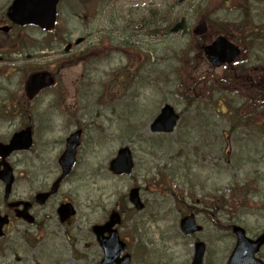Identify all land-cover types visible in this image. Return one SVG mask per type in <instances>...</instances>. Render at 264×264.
<instances>
[{"label":"rangeland","instance_id":"obj_1","mask_svg":"<svg viewBox=\"0 0 264 264\" xmlns=\"http://www.w3.org/2000/svg\"><path fill=\"white\" fill-rule=\"evenodd\" d=\"M152 1L110 0L108 6L111 10L120 12L132 5L135 7L141 3L150 4ZM178 1L182 0L176 2ZM201 5H205L204 0ZM255 6L259 7V11L253 13L257 18L255 24L260 25L259 27L264 26V0L256 3ZM188 7L189 0H183L178 11H184ZM65 9L66 5L59 15L62 20L71 19L75 13L81 15V18L72 17L68 38L75 40L82 37L78 33L91 27L90 19L86 17L87 12L85 9L79 12L72 11L70 7ZM209 10H212V5ZM215 12L220 20L234 18V15H229L230 12L226 10ZM199 23L195 16H191L187 21V33L181 39L166 36L141 37L143 45L151 48L155 53L152 58L150 57V61L145 59L146 62L134 78L128 79L126 85L132 86L128 92L124 93L123 89L117 91L115 88L113 91L110 88L109 92V88H106L108 83L106 76L109 70L113 65L115 68L118 65V55H115L110 67H100L97 73L90 77L86 93L84 88L79 90L80 93L84 92L79 94L84 96V101L81 104L79 102L77 109L80 111L73 117L66 121L52 117L42 123L39 116L47 109L48 100L43 101L44 105L37 114L32 113L33 137L38 135L42 139L57 140L59 137H67L77 124L78 127L84 128V134L81 148L77 153V166L73 173L62 183L60 190L49 200V203L38 211L36 220L39 222L35 227L23 226L19 229L14 226L9 230L10 235L1 246L13 245L19 248L13 249V253L8 255L4 253L0 255L3 256V260H0L1 264H52V262L59 264L58 258L62 254L69 255L70 249L80 252L82 248H85L86 252L75 254V257H81L83 260H75L72 257V260H67L65 264H98L102 254L90 229L94 225L102 224L112 211L121 214L118 231L121 240L128 244L127 253L131 256L132 264H189L193 254V243L192 240L182 239L179 220L191 208L193 201L200 200L208 205L206 199H215L219 193H225L226 199L231 193L235 195L229 198L224 211H219L218 204L209 212L202 211L204 206L198 207L201 212L196 220L203 227V231L193 238L206 246L203 264H225L234 245L230 232L226 230L230 223L240 221L250 237L264 228V142L260 137L247 132L248 130L230 136L224 127L223 118L212 114L209 111L211 106L206 104V99H201L204 81L211 82L216 77H222L224 69H211L195 56L190 63L191 72H182L178 75L186 86L187 93L182 90L177 94L174 82L168 85H163L164 80L155 82L154 73L157 68L167 74L172 64L186 65V60L173 59L174 52L184 48L198 49L199 43L192 42L194 37L191 31ZM93 27H96V30L102 28ZM140 32L141 30L138 31ZM36 33L37 31L31 29L10 33L13 39L11 44L16 54L0 62V100H4L5 105L15 101L16 107L22 109L26 107L24 94H21L22 77L30 61L23 62L20 51L24 49L21 48L23 39L29 34ZM138 33L133 32L135 36ZM258 36H261V32ZM205 37V41H209L208 33ZM209 38L210 41L213 40ZM87 46L88 42L68 54L76 56L85 51ZM53 47L61 50L58 44ZM250 51L251 48H248L247 54ZM121 59V67L127 69L137 68L142 61V58L136 59L133 54L128 57L127 53L121 54ZM250 59L256 63H264V36L257 39ZM179 68L182 69L183 66ZM83 72L82 65L76 64L67 68L65 74H68L69 79L77 81ZM94 82L93 91H96V94L91 93ZM217 86L222 91L221 85ZM102 91L105 94L109 93L104 110L101 109L102 106L96 104ZM116 91L121 94L115 95ZM55 92L63 98L67 97V100L71 94L68 83H64L61 89ZM85 94L88 96L86 99ZM136 95V98L133 97ZM187 95H192L196 100L191 106H187L183 100ZM131 102L133 103L130 108L125 111V105L127 103L130 105ZM166 103L174 107L181 115V119L175 132L167 138L168 140L163 141L158 136L150 135L147 128L159 113L161 106ZM97 113L106 119H102ZM121 124L127 125L126 127L133 126V132L124 133L125 136L132 134L134 137H118L117 133L121 134ZM4 131L9 130H0V133ZM155 144L159 148L154 147ZM121 147H129L133 154L135 168L131 177H115L107 170L108 162ZM59 150L60 147L56 146L46 152L33 149L23 154L24 159L28 161L29 184L37 178L40 180L33 182L34 185L31 187L23 186L27 189V194L37 186L42 189L45 185L47 188L58 177ZM255 150L257 152L253 157ZM39 152L42 153L41 156H38ZM177 155L184 157L178 160ZM173 158L176 166L185 165V168L178 172L174 171L176 169L172 166ZM247 158L254 160L255 163L247 164ZM134 186L140 189V198L144 204V210L141 212L134 211L127 201V193ZM240 188H249L251 192L256 189L255 196L242 197ZM210 200L208 203L212 205L213 201ZM243 201L244 205L240 207ZM63 203H70L76 211V216L68 223L60 224L56 209ZM234 203L240 206L236 207ZM46 216L50 219V231L55 232V237L43 235L45 229L42 224L43 221L47 223ZM12 230H17L20 234L15 235ZM73 240L77 243L72 244ZM139 247L145 249L144 254L137 252ZM262 252L261 254L264 255V251ZM148 255L151 258L150 262L147 259ZM16 256L21 262L15 261Z\"/></svg>","mask_w":264,"mask_h":264},{"label":"trees","instance_id":"obj_2","mask_svg":"<svg viewBox=\"0 0 264 264\" xmlns=\"http://www.w3.org/2000/svg\"><path fill=\"white\" fill-rule=\"evenodd\" d=\"M200 1V0H198ZM250 1L251 0H210V3L212 4V11L213 7L215 6V2H226L230 6V9L232 8L233 13L235 14V17L232 20H220L217 17V14L215 15L214 11L211 13H208V8L211 6L209 3H205L204 11H202L200 17L202 21L207 22V25L209 27L208 31V40H210L209 37L214 38L217 35H224L234 41L235 43L239 44L242 48V56L244 57L247 54L248 48H252L255 42L257 41V37L262 31L261 28L258 25H254V19L251 14L250 9ZM171 6V7H170ZM177 2L173 0L170 2L169 0H165L163 3L159 4V6L155 7L152 10H149V14H145L147 18H144V16L140 15L139 19L138 16L134 17L131 15H128L130 11H127L126 19L124 20V16L121 15V28H129L130 24L132 28H134L136 25H141L139 33V38H143L144 35L150 36L157 34L158 37H160L162 34H166L167 30L181 17L180 12H178L177 8ZM170 7V8H169ZM211 13V14H210ZM132 14V13H131ZM136 14V13H135ZM137 15V14H136ZM215 15V16H214ZM153 18L157 21V26L155 23L151 22L153 21ZM259 27V28H258ZM142 34V35H141ZM163 36V35H162ZM161 36V37H162ZM263 36V35H261ZM141 38V39H142ZM204 37L202 40H197L196 42L199 43L198 49L196 48H189L185 50H178L174 52V60L177 59L186 60V65H183L181 63L175 64L170 67V71L164 73V71L160 69H156V72L154 73L155 76V82L164 80L165 83L163 85L172 84L173 82L178 85L179 88L182 90V80L178 77L182 72H188L190 71L189 61L190 57H193L196 53V58H201L200 49L203 47L205 43L208 41H205ZM126 36L121 37V45H117L118 43L115 41H109V50L110 52L117 51L121 49V54L127 53L128 57H130L131 54L134 55V57L137 59L142 58V61L140 62V65L136 67H131L130 69H127L125 67H121V82L118 80V86L121 83V89H123L124 93L128 92L130 90V85H126L128 79L134 78L136 74L141 70L144 63L147 61H150V55L154 54L155 52L143 45L141 41H137V43H131L130 41L126 40ZM248 47V48H247ZM198 52V53H197ZM145 54V56L143 55ZM146 58V60H145ZM145 60V61H144ZM122 61V60H121ZM247 64H237L235 67L229 66L227 67V73L225 74L224 78L220 80V84L223 86H227L226 89H228V92L221 91L217 88L216 83L218 79L215 78L213 81H208L204 83L203 88V95L206 98V104H209L211 108L209 111H211L212 114L219 115L224 120V127L226 129V132L231 136L235 134L236 132H244L248 130L247 132L252 133L255 137H260L261 141L264 142V93H257L256 89L251 87V81L250 78H255L259 73H262L260 69L264 71V64H262L260 67L253 66V67H247ZM183 66L182 69L179 67ZM134 72V74H131ZM123 73V74H122ZM118 75V74H116ZM261 79V78H260ZM116 85V84H114ZM184 86V83H183ZM208 86V87H207ZM185 87V86H184ZM229 87V88H228ZM236 87L237 89L241 90L240 92L244 95L243 97L246 98V102H248V99L252 101V105L250 106V109H246L245 105L246 103L240 105V102L236 100L235 98H231V95L233 94L232 88ZM117 89V88H115ZM132 89V88H131ZM253 90V91H252ZM113 91V89H112ZM110 92V88H109ZM264 92V91H263ZM240 95V94H238ZM241 96V95H240ZM133 97H137L133 96ZM238 104V106L236 105ZM188 105H192L191 101H188ZM243 112L244 114H248L249 117L244 119L240 116V113ZM127 125H124L121 127V130L124 132H133L134 128L133 126L129 125V127H126ZM124 136V134L121 132V137ZM124 137H134L132 134H129L128 136ZM158 137H167L160 135ZM256 150L253 152V157L255 156ZM246 163H255L254 160L251 161L250 158H247ZM235 167V166H234ZM240 193H243L242 197L248 195V188H240ZM235 195L231 193L229 195V198H233ZM227 195L225 193L220 194L218 197H215V199L210 198L207 200L213 201V204L210 205L208 203L206 205L205 203L200 202L199 204L203 205L206 209L205 211L209 212V210L213 209V206H216L218 204L219 211H224V208L228 205V199H226ZM235 204V203H234ZM241 204V203H240ZM244 205V201L242 202L241 206ZM227 222H229L227 220ZM233 223H230L228 225V230L231 229V225ZM235 224V223H234Z\"/></svg>","mask_w":264,"mask_h":264},{"label":"flooded vegetation","instance_id":"obj_3","mask_svg":"<svg viewBox=\"0 0 264 264\" xmlns=\"http://www.w3.org/2000/svg\"><path fill=\"white\" fill-rule=\"evenodd\" d=\"M6 2L7 0H5V3ZM3 9L0 10V28L9 27L10 32L19 29L18 27H14L10 23H8L7 19L5 18V12ZM32 28L35 29V27ZM36 30L40 32L42 31L39 29ZM89 36L94 37L95 31L92 30ZM23 40L24 43L22 44L21 48L24 49L20 51V53L23 56V62L27 63L28 61H30L28 63L30 65L22 77L23 88L21 89V94H24L26 107H23V109L16 107L14 105L15 101H12L11 104L5 105L3 104L4 100H0V128L4 130L5 129L9 130V131H4L3 133L4 135L0 134L1 146L8 145L11 139L13 138L12 136L16 132H18L21 128L31 126L32 113L36 114L37 111L44 105L43 101L45 100L49 101V103L47 104V109L53 108L57 115H61L64 117V120H67L68 118L73 117L76 114L77 103H76V97L73 94V90H75L77 84L76 81L69 79V77L65 73L58 71L56 73V76L59 79L60 83L69 84L71 94L68 100L67 97L63 98L62 96L59 95L55 96L54 93L55 90L52 87L41 90L34 97L29 99L26 96L25 87H24L25 82L33 72L38 71L40 69H44L49 65V63H45L46 61L51 62L52 59H59L56 62L57 65L60 66V61H61L63 71L66 72L67 62L70 63V61H74L76 56H71L69 54L70 61L68 60V57L66 55H64L63 57V55L61 54V50H58L55 47H53L55 43L58 42L53 38H49L45 40L44 38L42 39L35 37H25ZM44 41H47L49 43L48 47L50 52L48 54L39 52V50L41 49L40 42H44ZM11 42H13L11 36L4 35L2 34V32H0V59L7 60V57L11 56L12 54H16L14 53L15 51L12 47ZM5 46L6 47L11 46V47L4 48ZM92 46L93 45H91L90 48L91 52L93 49ZM77 47L78 46H72L68 52L74 51ZM52 53L55 56H51ZM50 56L54 58H51ZM35 61H38V63H35ZM56 63H51V65H55ZM71 65L72 64L70 63V66ZM30 138H31L30 142H26V145L28 146L25 149L13 150L11 152L10 151L4 152L0 150V224L6 222L4 226L1 227L3 237L0 239V255H3V253L8 255L10 253H13V249L19 248V246H13V245L1 246V243L7 238L8 235H10L9 230L14 228V226H17L19 229L22 228L23 226L35 227L39 222L36 220V218L39 215L38 211L42 210L43 207H45L49 203V200L52 198L51 197L48 200V202H45L41 206L37 205L35 202V198H37V196L49 192L52 184L56 179L47 188L45 187V185L42 187V189H40L37 186L35 190L27 194V189L24 188L23 186L31 187L34 185L33 182H36V180L38 181L40 180L37 178L35 180H32L31 184H29L28 166H27L28 161L24 159L23 154L30 152L33 149H41V151L46 152V150H50V148L56 146L60 147V150L58 152L60 153V155L65 151V147H66L65 142L67 137H59V139L57 140L55 139L46 140V138L42 139L41 137H30ZM41 155L42 153L39 152L38 156ZM3 172L6 174V177L9 178L11 181V184L8 187V189L6 187V184L3 183L1 180L4 177ZM25 204H29L28 213L31 216H33V218L35 219V223L33 225H26L21 219L18 218V214L24 210ZM45 218L48 219V216H46ZM49 222L50 219L47 220V223H44L43 221L42 227L45 229L44 234L40 230L38 231L45 236L55 237V232L50 231ZM12 231L15 233V235L20 234L17 230H12ZM262 251H264V248ZM262 251L258 254V256L261 253H263ZM260 256L263 258V262H264V255L261 254ZM2 258L3 256L0 257V260H3ZM14 259L18 262H21L17 257H14ZM69 259H70L69 256L66 255L58 258V260L60 261L58 262L56 261V262L59 264H65L66 261ZM61 260H65V261H61Z\"/></svg>","mask_w":264,"mask_h":264},{"label":"water","instance_id":"obj_4","mask_svg":"<svg viewBox=\"0 0 264 264\" xmlns=\"http://www.w3.org/2000/svg\"><path fill=\"white\" fill-rule=\"evenodd\" d=\"M57 1L58 0H15L7 16L15 24H35L40 27H45L53 21ZM183 29L184 19L174 25L170 33H180ZM205 32V24H200L193 31L195 35H202ZM203 54L208 63L212 67L217 68L223 64L233 63L240 55V51L238 47L231 44L225 38L218 37L211 44L204 47ZM44 79H48L47 76L38 75L32 77L29 82L28 91L34 92L44 84ZM28 94L31 95V93ZM177 120L178 115L175 114L173 108L166 105L152 122L149 130L151 133L170 134L173 132ZM15 137H30V133L27 131ZM79 137L80 131L71 135L67 140L66 150L59 159V166L62 170L60 179L64 178L69 173L75 163V152L76 148L79 146ZM27 141H29L28 138ZM132 168V157L128 148H121L117 152L116 158L112 160L109 165V171L116 175H130ZM56 188L57 184L54 186L51 193H54ZM47 196L48 195H40L37 198L38 203L43 204ZM128 199L137 211L143 209L137 189H133L129 192ZM57 213L61 223L74 215V211L69 204L62 206ZM22 216L28 221L27 216L24 214ZM28 222H31V220ZM119 223L120 218L114 213L110 215L108 221L104 225L93 227V234L103 251V258L100 264H129V256L126 255L122 259L119 257L125 249L124 243H121L118 233L114 229ZM1 227L0 225V229ZM179 228L181 233L185 236L196 234L202 230L200 226L196 225L193 214L181 219ZM232 231L236 237V244L227 264H262L259 260L254 259V255L258 253L260 247L264 244V233L256 240H250L246 237L245 231L242 228L234 227ZM204 252L205 245L201 242H197L194 246L191 264H202Z\"/></svg>","mask_w":264,"mask_h":264}]
</instances>
